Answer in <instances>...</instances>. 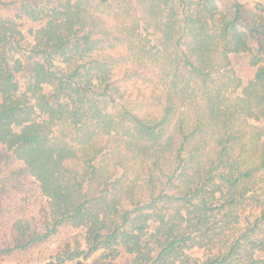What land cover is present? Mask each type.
Returning a JSON list of instances; mask_svg holds the SVG:
<instances>
[{
  "label": "trees",
  "instance_id": "trees-1",
  "mask_svg": "<svg viewBox=\"0 0 264 264\" xmlns=\"http://www.w3.org/2000/svg\"><path fill=\"white\" fill-rule=\"evenodd\" d=\"M0 5L14 9L0 14V264L50 242L56 264L98 250L96 264H189L192 247L206 250L196 264H264V203L240 218L264 176V124L242 136L264 119L263 13L243 0ZM21 17L38 23L29 46ZM150 35L165 77L144 108L112 71L148 69ZM230 53L256 68L227 104L213 74Z\"/></svg>",
  "mask_w": 264,
  "mask_h": 264
},
{
  "label": "rangeland",
  "instance_id": "rangeland-1",
  "mask_svg": "<svg viewBox=\"0 0 264 264\" xmlns=\"http://www.w3.org/2000/svg\"><path fill=\"white\" fill-rule=\"evenodd\" d=\"M0 1H10V0H0ZM249 7L253 9L256 7L257 10L264 14V0H243ZM0 14L5 16L9 15L14 17V9L10 7H2L0 5ZM18 23V28L20 29L23 37V42L25 46H29L33 43L32 35L30 30L35 29L38 26V23H33L26 17L16 18ZM150 42L147 44L149 47V55L145 57L146 63H148V69L138 66L136 62H131L123 64L120 59L119 62L115 65L114 70L112 71L113 78L116 79L120 85L121 90L129 101L137 104L140 107H155L153 103H156V97L160 95L162 97V89L164 82V72L162 71V55L159 51L153 50L152 45H157V36L150 35L148 37ZM158 46V45H157ZM109 54L113 55L116 58H120V55L124 53V49L117 47L114 50H106ZM230 61L229 65L225 61L221 60L219 57H216L215 62V72L214 76L217 78V84L219 82L223 83L222 96L225 97L227 104L234 103L238 94H241V89L245 86L248 80L252 77L255 66H251L249 63V57L247 55H236L230 53L228 55ZM56 64H59L58 61H55ZM133 67H139L137 69L138 75H132L130 78H125V70L132 69ZM242 123V122H241ZM264 124V119L260 122L250 119L248 125L245 128L246 134H242L243 142L248 143V139L254 129V126ZM68 129H62L59 131L60 135H67ZM68 138V137H67ZM247 146V145H246ZM248 147V146H247ZM1 152V144H0ZM246 193L243 194L242 203L245 208L241 211L240 218L244 221L245 217L253 218V215H257L260 206L264 203V176L253 179L251 183L245 186ZM72 232V231H70ZM75 232L81 233L80 229H77ZM56 243H47L34 247L27 251H19L14 254L4 258V264H43L47 262H52L56 264ZM101 250H98L92 253L88 258L83 259H74L72 261H65L62 264H96V258L100 256ZM186 254L189 258V264L199 263L205 256L206 250L204 248L192 247L186 250ZM120 258H117V260ZM181 264V263H176Z\"/></svg>",
  "mask_w": 264,
  "mask_h": 264
}]
</instances>
